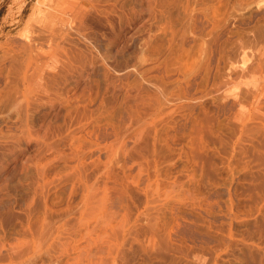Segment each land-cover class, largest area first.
Segmentation results:
<instances>
[{"label": "rangeland", "instance_id": "374dc122", "mask_svg": "<svg viewBox=\"0 0 264 264\" xmlns=\"http://www.w3.org/2000/svg\"><path fill=\"white\" fill-rule=\"evenodd\" d=\"M0 264H264V0H0Z\"/></svg>", "mask_w": 264, "mask_h": 264}]
</instances>
